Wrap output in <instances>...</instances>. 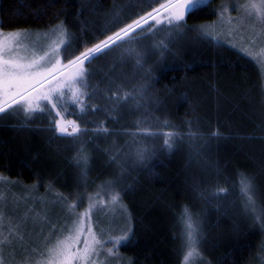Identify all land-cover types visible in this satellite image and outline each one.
Instances as JSON below:
<instances>
[{
    "label": "trees",
    "instance_id": "16d2710c",
    "mask_svg": "<svg viewBox=\"0 0 264 264\" xmlns=\"http://www.w3.org/2000/svg\"><path fill=\"white\" fill-rule=\"evenodd\" d=\"M161 3L0 0L1 30L48 29L63 23L70 44L63 66L105 39V34L146 16ZM165 16L157 14L156 19ZM214 18V8L208 5L196 15H186L179 32L161 24L123 47L106 49L107 54L83 65L87 74L83 84H73L72 76L66 79L75 67L54 73L43 84L57 108L43 99L31 119L23 111L29 97L23 91L25 99L13 105L19 111L0 114L4 117L0 175L31 187L30 197H48L54 203L65 197L70 204L83 201L77 213L89 205V197L115 186L120 194L119 219L101 228L94 223L105 241L130 229L127 241L117 246L120 264H181L177 217L184 206L199 217L204 262L256 264L264 229L245 213L238 185L240 174L251 178L253 199L264 209V82L253 60L199 35L201 26ZM74 99L79 102L73 104ZM44 105L47 110L41 112ZM60 118L71 122L68 131L73 124L81 131L62 136L54 131V121ZM145 130L178 135L169 150L163 138L141 139ZM82 148L86 166L76 163ZM140 148L154 155L140 161L136 156ZM220 188L227 191L217 197ZM96 199L106 204L110 196L101 193ZM26 204L19 211L29 207L32 213ZM53 224L50 218L44 231ZM33 236L34 244L26 239L9 248L2 256L4 264L39 261L46 236L38 230Z\"/></svg>",
    "mask_w": 264,
    "mask_h": 264
},
{
    "label": "snow or ice",
    "instance_id": "6c2138e0",
    "mask_svg": "<svg viewBox=\"0 0 264 264\" xmlns=\"http://www.w3.org/2000/svg\"><path fill=\"white\" fill-rule=\"evenodd\" d=\"M158 2V0H157ZM211 3V0H168L167 3H161L159 8L153 9V12L159 14L161 10L166 11L167 16L162 19H156L153 12H148L146 16H140L138 19L128 23L125 26L119 28L113 34H105L106 38L102 39L99 43H96L93 47L87 48L85 51L80 52L74 59H68L67 64L63 65V68L75 67L76 72L72 76L73 84H83L84 78L87 75L84 71L83 65L87 62L89 65L99 58L98 54H107L105 50L114 51L116 48L123 47L125 43H130L132 40L137 39L146 32H152L158 25L164 24L165 28L172 26L169 31L179 32L185 27L186 15H196L199 11L204 10ZM149 6H151L149 4ZM245 17L249 20V25L253 29L254 35L250 37L249 45H244L241 50L247 56H251L257 60L261 68H264V47H261L258 52L254 50L251 45H255L256 40L261 35V31H256V26L259 25L260 29L264 31V0H247L246 3L240 5ZM235 7L233 11H235ZM227 8L222 9L218 16L221 21L225 19L224 13ZM155 20V24H150L149 20ZM229 24L233 23L231 19L227 21ZM148 24V28H144V25ZM3 28V23L0 22V29ZM137 29L142 31L138 32ZM199 35L204 39L214 38L211 37V33L204 27L198 30ZM51 34H59L57 41H54V47L51 52L45 50L39 57V60L32 59L29 62H22L16 55V49L22 44V37L27 38V33L13 32L4 35L0 32V94L4 97L3 103H0V114L7 113L12 115L17 113L19 109L13 108L14 104H20L21 100H24V96L21 94L25 89V86L31 87L32 79L37 75H42L47 72L51 74L54 69H58L60 60L57 57L63 56L68 58L70 47L69 43H66V29L63 23L50 29ZM136 35L133 36L132 34ZM48 36L49 33H45ZM127 38V39H126ZM218 42V41H217ZM257 56L261 57L257 59ZM47 59V63H41ZM79 65V67H77ZM62 95V94H61ZM19 97V99H17ZM42 99L48 100L52 103V100L47 96H43ZM78 99L72 101L73 104L78 103ZM52 108L56 109L57 104L52 103ZM9 109H12L9 112ZM61 109L66 111L67 105H61ZM41 112L47 110V105L41 106L39 109ZM75 109H73L74 111ZM24 113L28 119H31V113L35 111L29 104L28 107L23 108ZM84 109L81 108V113ZM56 115H60V111L56 112ZM3 115H0V119H3ZM55 129L62 136H74L79 133L80 128L73 124L72 131H68L67 128L60 126L58 121H54ZM71 123V122H69ZM158 126V125H157ZM164 126H169L167 121L164 122ZM156 127V126H154ZM106 131V129L104 130ZM86 134V133H84ZM178 134L170 131H147L143 132L141 139L159 140L163 138V144L167 149L171 150L173 142ZM217 133H213V136H217ZM78 138V137H77ZM154 155L147 149H137L136 156L140 161H146ZM88 158L84 154L83 148L78 153L76 163L78 165H87ZM83 175H86L84 173ZM0 181H7L6 177H0ZM239 188L242 197L243 208L246 214L251 215L253 221L258 223L261 229H264V209L260 208L256 201L253 199L254 189L252 186L251 178L244 174L239 175ZM115 186H111L110 190L101 189L97 192L96 197H100L101 193L104 196H110L108 201L111 205H119L120 194L114 190ZM227 190L224 188L218 189L216 196L219 197L221 193H225ZM96 197H89L88 208L83 213H77V209L82 207L83 201L80 203H67V198L59 200L58 203L64 204L65 211L68 214L70 224L60 229L64 234L55 239L54 243H46L44 252L40 253L41 259L36 261L35 264H73V262H79V264H97L96 258L101 255V250L106 249L108 257L117 255V246H120L123 241H127L128 232L130 229H125L124 233L116 238L105 241L102 236H98L94 231L95 223L93 216L98 215L99 210L103 206V200H97ZM13 217L6 215V208L0 203V248L4 244H10L12 241L9 236L3 235V225L7 222L11 224L8 228V232L11 235L17 236L21 241L24 238V233L20 231L23 224L27 223V220L22 217H16L15 223H13ZM177 226L180 228L178 238L181 244L180 254L182 256L181 264H204L202 254L200 252L201 241L203 233L200 230L201 224L199 217L194 218L187 206L183 207V210L178 214ZM55 229L56 225H52ZM83 237V240L81 239ZM82 247H77L81 245ZM108 245H111L108 247ZM0 264H4L2 258H0ZM224 264V262H220ZM256 264H264V244H262L258 250V256Z\"/></svg>",
    "mask_w": 264,
    "mask_h": 264
},
{
    "label": "rangeland",
    "instance_id": "374dc122",
    "mask_svg": "<svg viewBox=\"0 0 264 264\" xmlns=\"http://www.w3.org/2000/svg\"><path fill=\"white\" fill-rule=\"evenodd\" d=\"M164 3H167L168 0H162ZM174 2V0H173ZM247 0H211V8H214V14L215 18L214 20L207 22L206 25L201 26L206 28L210 33L211 37H214L215 40L222 42V45L224 46H230L233 49L237 50L239 53L245 55V53L241 50V48L244 45H249L250 37L254 35L253 29L249 25V20L245 17V14L243 10L240 8V5L246 3ZM235 7V11H233V8ZM227 8V11L224 13L225 19L223 21L220 20L218 13L224 9ZM162 13L167 12L164 10H161V12L158 14L161 15ZM154 16L157 14L154 12ZM228 19H231L233 23L229 24L227 21ZM58 25V24H56ZM51 26L48 29H39V30H16V31H5L3 32L0 29V32H2L4 35H7L9 33L13 32H21V33H27V38L22 37V44L20 47L16 49V55L22 62H29L32 59L39 60V57L43 54L45 50L51 52L52 48L55 46L54 41H57L59 38V34H51L50 29L55 28V26ZM256 31H261L260 37L257 38L255 45H251L256 52L259 51L261 47H264V31L260 29V26H256ZM45 33H49L48 36H45ZM3 37L0 36V39ZM66 41H68V34L66 33L65 37ZM249 59L253 60L254 63L257 65L258 69L261 71V79L264 82V68H261L260 64L257 63L256 59H253L251 56H247ZM60 60V65L62 66L64 57L60 56L57 57ZM261 57L257 56V59H260ZM41 63H47V59L44 61H41ZM59 67L58 69H54L51 74L45 72L42 75L35 76L31 83V87L25 86V89L23 91H27L25 94H28V99L25 103V106L28 107L30 104L33 109L37 108V105L40 101H42V97L45 95H48L49 90L45 87L44 82L50 80L54 75V73L58 72L62 73L64 70H67L68 68ZM76 68L70 74L66 76V79L69 80L71 76L75 73ZM41 83V84H39ZM37 85V86H35ZM35 86V87H33ZM36 87H39L37 90H32ZM51 87H54L53 85ZM56 88V86L54 87ZM32 90V91H30ZM22 91V92H23ZM263 92H264V85H263ZM19 99V97H17ZM4 97L2 94H0V103H3ZM60 123V126L65 127L67 129L71 128L70 123H63L61 118L58 120ZM1 176V175H0ZM2 177V176H1ZM30 192L31 195V187L27 185H22L19 181H0V203L3 204V206L6 208V215L13 217V223H15L16 217H22L27 220V223L23 224L20 228V231L24 233V238L21 241L17 236L11 235L8 232V228L11 227V224L5 223L3 225V235L9 236V239L12 241L10 244H4L2 248H0V258L4 256L5 252L9 248H17L18 245H20L21 242H24L26 239H29L33 244L35 243L33 238V234L36 230L39 231V233H43L45 237V242L48 243H54L55 239L59 236H62L64 233L60 231L61 228L66 227L70 224V221L68 219V214L65 211L64 204L54 203L52 198H43V197H30L28 194ZM32 193L34 194L35 191L33 190ZM26 199V200H25ZM104 200V199H102ZM106 200V199H105ZM30 205V208L32 210V213L28 212L29 207L26 209L25 212H20V208L27 205L26 203ZM107 201V200H106ZM23 205V206H22ZM120 205V204H119ZM116 206V207H115ZM36 207V208H35ZM115 207V208H114ZM88 208V204L85 205L84 208L80 210L79 213H83L85 209ZM120 210V206L111 204L103 203V206L99 210L98 216H93V221L96 223V226L101 228L103 224H110L112 221H117L119 219V215L122 213ZM52 218L54 220V224L56 225V228L53 227L50 229L45 228L49 226V219ZM33 229L34 232H33ZM41 229V230H40ZM94 231L96 229L94 228ZM108 231V230H107ZM33 232V233H32ZM98 235V233H97ZM2 238V236H0ZM83 240V237H81ZM43 247V245H42ZM77 247H82L81 245H78ZM35 254V252H34ZM40 257V255H37ZM41 258V257H40ZM122 258L118 255L113 257H108L106 253V249L101 250V255L96 258L97 264H120ZM204 261V259H203ZM73 264H79V262H73ZM204 264H207L204 262Z\"/></svg>",
    "mask_w": 264,
    "mask_h": 264
}]
</instances>
